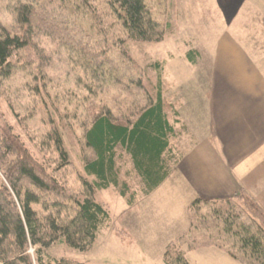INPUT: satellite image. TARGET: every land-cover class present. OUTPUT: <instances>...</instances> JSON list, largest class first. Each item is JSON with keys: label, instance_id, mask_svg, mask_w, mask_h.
I'll return each instance as SVG.
<instances>
[{"label": "trees", "instance_id": "1", "mask_svg": "<svg viewBox=\"0 0 264 264\" xmlns=\"http://www.w3.org/2000/svg\"><path fill=\"white\" fill-rule=\"evenodd\" d=\"M11 1L16 29L0 24V92L18 67L29 70L35 79L46 76L47 58L36 50L34 36L44 35L71 45L75 40L83 45L81 38L75 39L74 24L69 31H62V26L71 25L70 13L75 10L71 1ZM82 1L92 7L89 0ZM105 1L125 40H163L166 24L154 16L146 0ZM85 50L80 61L85 71H92L96 77L119 71V62L125 63L127 72L134 65L122 50L117 59L107 56L105 50ZM190 52L188 57L194 61V52ZM163 66L162 61L153 65L160 69L155 95H146L140 103L126 100L125 115L121 108L115 113L109 107L87 122L83 132L84 175L77 190L66 181L68 152L57 128L50 132L57 154L52 167L31 153L11 124L0 120V264H47L42 249L57 242L80 251L91 249L111 219L107 206L97 201L96 192L121 185L119 151L129 157L141 179L143 195L150 194L169 176L174 158L171 139L180 120L175 104L166 99ZM129 189L127 182L122 184L121 196L126 197ZM135 202L132 196L128 199L130 206ZM37 206L46 214H41ZM187 216V231L167 246L162 264H193L186 251L207 247L223 250L240 264H264V208L247 190L240 189L223 199L196 198L189 204ZM30 248H35L34 261ZM54 263L88 264L65 257Z\"/></svg>", "mask_w": 264, "mask_h": 264}, {"label": "rangeland", "instance_id": "2", "mask_svg": "<svg viewBox=\"0 0 264 264\" xmlns=\"http://www.w3.org/2000/svg\"><path fill=\"white\" fill-rule=\"evenodd\" d=\"M68 1L75 10L70 13L71 25L62 26V31H69L74 24L75 39L81 38L83 45L75 40L71 45L52 41L44 35L34 36L36 50L47 58L46 76L39 75L35 79L27 69H14L0 92V110L6 118L0 115V120L11 124L31 153L52 167L57 154L50 136L57 128L68 152L65 176L73 190L81 188L80 176L84 175L83 132L87 122L93 114L109 107L115 113L121 108L125 115L126 100L140 103L146 95H155L160 73V69L153 67L156 61L164 62L161 72L167 102L173 99L171 93L175 90L184 96L181 102L186 111L188 106L192 107L195 101L201 100L193 96L196 95L193 92H202L204 86L202 72L198 71L202 67H193L184 60L189 51L199 56L198 51L208 50L209 56L210 50L213 57L217 42L225 35L248 41L254 47H264V0H146L154 16L166 24L165 36L160 42L125 40L105 0H89L91 8L82 0ZM11 2L0 0V24L16 29ZM103 21L106 30L101 25ZM84 48L92 52L105 50L113 59H117L122 50L134 65L127 72L125 63L119 62V71L112 75L106 71L96 77L92 71H85L80 61L84 58ZM171 80H174V89ZM186 132L178 128V134L171 140L172 167L189 145L190 136ZM119 154L120 182L121 185L127 182L130 187L127 196H121V185L97 191L95 197L107 206L111 219L101 229L93 247L80 251L57 242L42 249L47 264H55L56 259L63 257L88 264H155L134 245H128L129 235L125 234V229L136 233L166 218L188 220L187 212L179 207V203L163 200L158 193L144 197L135 209L125 214L131 196L136 202L142 198L143 185L129 157L121 151ZM37 207L41 214H46L40 206ZM153 215L156 222L151 221ZM34 250H29L33 261ZM186 256L193 264H240L216 247L186 251Z\"/></svg>", "mask_w": 264, "mask_h": 264}, {"label": "crops", "instance_id": "3", "mask_svg": "<svg viewBox=\"0 0 264 264\" xmlns=\"http://www.w3.org/2000/svg\"><path fill=\"white\" fill-rule=\"evenodd\" d=\"M207 51H198L199 56L194 52V61L189 51L184 59L193 67H202L198 69L204 82L202 92H193L201 100L185 111L184 96L175 90L171 93L180 120L175 129L186 127L189 145L169 176L150 194L128 205L125 214L144 197L157 193L187 212L196 198L223 199L240 189L264 208V47L225 35L217 42L213 57ZM151 221L156 222V216ZM188 227L189 220L166 218L143 232L125 229V234L128 245H134L150 262L162 264L167 246Z\"/></svg>", "mask_w": 264, "mask_h": 264}]
</instances>
